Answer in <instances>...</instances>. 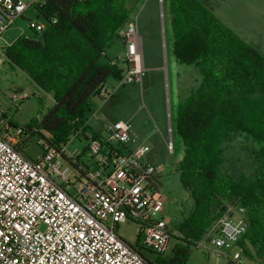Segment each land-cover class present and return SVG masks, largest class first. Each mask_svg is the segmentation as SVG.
Masks as SVG:
<instances>
[{"label": "trees", "instance_id": "1", "mask_svg": "<svg viewBox=\"0 0 264 264\" xmlns=\"http://www.w3.org/2000/svg\"><path fill=\"white\" fill-rule=\"evenodd\" d=\"M142 3L44 0L36 5L47 26L17 38L5 50V58L38 89L52 94L55 105L21 127L23 144L47 134L49 138L43 140L61 146L78 131L88 139L91 98L100 96L111 76L123 78L125 72L102 58L120 40V31ZM214 8L215 0H165L172 54L179 63L200 68L202 74L173 122V132L176 128L184 147L177 161L180 182L190 192L195 209L176 226L188 247L175 249L168 263L154 261L138 249L150 264H184L190 246L205 238L210 242L213 225L224 215L233 217L232 208L242 210L248 223L238 247L249 262L264 264V55L223 22ZM236 142L254 144L256 175L225 171ZM154 182L159 190V178Z\"/></svg>", "mask_w": 264, "mask_h": 264}, {"label": "built area", "instance_id": "2", "mask_svg": "<svg viewBox=\"0 0 264 264\" xmlns=\"http://www.w3.org/2000/svg\"><path fill=\"white\" fill-rule=\"evenodd\" d=\"M44 0H0V42L16 21ZM163 6V0H158ZM140 13L135 14L119 35L126 49L122 83L141 82L143 73ZM41 32L45 26L29 22ZM2 47V56L5 50ZM3 58H0V65ZM115 64V62H112ZM100 97H110L104 88ZM27 93L13 90L11 100L20 108ZM170 120V115H169ZM108 136L88 138L90 162H81L68 143L56 146L43 140V154L36 159L23 152L24 129L0 118V264H150L139 246L124 241L119 225L139 223L145 238L142 249L163 255L173 236L162 216L163 197L154 178L160 170L145 167L140 160L149 151L137 146L125 156L132 139L131 124L118 121L107 128ZM78 131L75 136H79ZM165 146L174 151L173 129L168 126ZM158 177V176H157ZM248 231L245 219L222 216L212 227L210 243L225 250L228 264H251L238 247ZM207 242L206 238L199 244Z\"/></svg>", "mask_w": 264, "mask_h": 264}, {"label": "rangeland", "instance_id": "3", "mask_svg": "<svg viewBox=\"0 0 264 264\" xmlns=\"http://www.w3.org/2000/svg\"><path fill=\"white\" fill-rule=\"evenodd\" d=\"M29 3L31 0H24ZM163 6L158 0H143L141 7L135 14L140 13L139 26L144 50L146 70L142 73L141 82L122 83V78L111 76L105 84V89L110 97L102 98L94 95L90 100L91 111L87 115V137L96 135L106 138L107 128H111L118 121L131 124L132 139L125 147L119 146L123 155L134 153L137 146L143 145L149 151L141 158L147 168L161 171L158 186L163 197L164 211L162 216L170 225L173 236L165 254L157 255L144 250L145 255L155 260L167 262L173 257L177 248H187L188 245L176 231V226L183 217L195 209L194 200L189 191L185 190L180 182L179 164L183 154V143L176 132H173L174 151L170 153L165 146L168 137V109L172 117L177 113L178 107L185 102L191 93L199 86L202 79L198 67L179 63L172 54L170 27L165 14V0ZM214 8L218 17L235 30L243 39L254 46L264 55V0H215ZM134 14V15H135ZM163 15V16H162ZM47 26V22L38 14L35 7H31L25 15L18 19L12 28L4 34L0 42V118L3 113L9 117L10 122L18 127H24L35 118L43 117L55 105L52 94L38 89L28 75L9 64L2 56V47H9L22 35H32L33 30L29 22ZM163 35L167 48L162 46ZM126 50L121 40H117L107 50L102 62L114 61L120 68L125 69ZM124 77V76H123ZM13 90L27 93L26 100H20V108H16L11 100ZM46 139L49 138L44 134ZM43 137L33 136L28 144L23 145V152L33 159L43 154L39 142ZM26 145V146H25ZM235 150L228 155L226 169L254 176L258 172V161L252 154L254 144H234ZM88 140L79 133L73 135L68 143L70 152L78 151L81 162L88 165L90 156L87 151ZM233 155V157L231 156ZM234 219L239 218V209L232 208ZM243 215V214H242ZM118 235L132 246H144V232L141 224L128 222L119 225ZM190 255L184 264H228L225 257L218 253L226 254L225 250L216 249L210 242L202 245L190 246ZM253 264L252 262H250ZM164 264V263H162Z\"/></svg>", "mask_w": 264, "mask_h": 264}, {"label": "crops", "instance_id": "4", "mask_svg": "<svg viewBox=\"0 0 264 264\" xmlns=\"http://www.w3.org/2000/svg\"><path fill=\"white\" fill-rule=\"evenodd\" d=\"M159 3V2H158ZM163 16V15H162ZM166 43L167 42H165V37H164V35H163V40H162V46L164 47V49L165 48H167V46H166ZM123 45H124V43H123ZM124 47H125V45H124ZM126 50V49H125ZM142 50H143V44H142ZM109 62H114V61H110L109 60ZM124 71L126 70V68L125 69H123ZM146 70V65H145V60H144V50H143V72ZM169 115H170V120H169ZM167 121H168V126H169V123L171 124V126H172V129H173V122H174V118L172 117V111L171 110H169L168 109V113H167ZM87 123V122H86ZM86 128H87V124H86ZM86 136H87V130H86ZM28 158H31V157H29V156H27ZM33 159V158H32ZM159 177V176H158ZM243 214V211L242 210H239V218L240 219H245V217H244V215H242ZM233 218H234V215H233Z\"/></svg>", "mask_w": 264, "mask_h": 264}]
</instances>
